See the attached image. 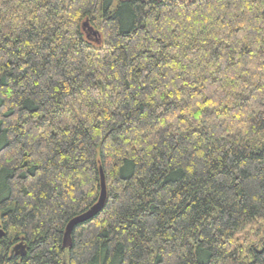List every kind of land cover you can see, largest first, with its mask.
Returning a JSON list of instances; mask_svg holds the SVG:
<instances>
[{"label":"trees","instance_id":"1","mask_svg":"<svg viewBox=\"0 0 264 264\" xmlns=\"http://www.w3.org/2000/svg\"><path fill=\"white\" fill-rule=\"evenodd\" d=\"M0 233V264H264V0H0Z\"/></svg>","mask_w":264,"mask_h":264},{"label":"water","instance_id":"2","mask_svg":"<svg viewBox=\"0 0 264 264\" xmlns=\"http://www.w3.org/2000/svg\"><path fill=\"white\" fill-rule=\"evenodd\" d=\"M105 197H106V188H105L103 174H102V171L100 170V193H99L98 199L87 210H85L84 212L80 213L79 215L73 217L72 219L68 221V223L65 226V230L63 233V237H62L61 244L63 248H68L71 245L70 234H71L72 228L75 225L81 222H85L88 219L95 216L102 208L104 201H105ZM0 236H1V233H0ZM12 250L16 254L24 255L25 245L22 242H19L17 245L13 247Z\"/></svg>","mask_w":264,"mask_h":264}]
</instances>
